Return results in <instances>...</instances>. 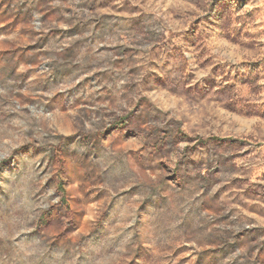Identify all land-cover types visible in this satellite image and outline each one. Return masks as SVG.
I'll return each instance as SVG.
<instances>
[{"label": "rangeland", "instance_id": "374dc122", "mask_svg": "<svg viewBox=\"0 0 264 264\" xmlns=\"http://www.w3.org/2000/svg\"><path fill=\"white\" fill-rule=\"evenodd\" d=\"M0 264H264V0H0Z\"/></svg>", "mask_w": 264, "mask_h": 264}, {"label": "trees", "instance_id": "16d2710c", "mask_svg": "<svg viewBox=\"0 0 264 264\" xmlns=\"http://www.w3.org/2000/svg\"><path fill=\"white\" fill-rule=\"evenodd\" d=\"M59 190H60V192H61V195H62L63 201H65V195H66V192H65V190H64V188H63V186H62L61 183L59 184Z\"/></svg>", "mask_w": 264, "mask_h": 264}]
</instances>
